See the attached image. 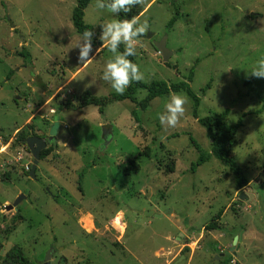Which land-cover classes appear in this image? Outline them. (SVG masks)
<instances>
[{"label":"rangeland","instance_id":"rangeland-1","mask_svg":"<svg viewBox=\"0 0 264 264\" xmlns=\"http://www.w3.org/2000/svg\"><path fill=\"white\" fill-rule=\"evenodd\" d=\"M77 2L0 0V135L10 143L0 155V253L17 246L33 264L51 250L50 264H264V79L247 74L264 58V0H142L136 17L149 26L134 45L141 82L184 81L196 94L211 83L199 118L229 110L230 124L243 120L232 148L248 180L242 189L214 158L191 172L199 153L189 136L207 152L211 144L185 92L177 93L184 115L171 128L157 118L170 94L146 110L130 100L108 102L103 113L75 108L86 92L115 93L101 79L113 54L98 37L119 19L96 0L88 5L83 19L98 45L79 62ZM165 37L167 63L155 47ZM146 95L139 89L135 98ZM55 116L56 144L33 180L21 134L31 128L48 140ZM21 194L18 211H7Z\"/></svg>","mask_w":264,"mask_h":264},{"label":"trees","instance_id":"trees-1","mask_svg":"<svg viewBox=\"0 0 264 264\" xmlns=\"http://www.w3.org/2000/svg\"><path fill=\"white\" fill-rule=\"evenodd\" d=\"M94 0H78L77 5L73 9L72 12V23L74 26L75 31L78 34H82L85 30L92 31L94 33V28L92 25L87 24L84 18V11L88 7V5ZM142 0H139V3L134 4L130 7L129 11L121 12L118 14L119 19H130L132 17H138L142 11L143 5ZM177 21V17H173L169 23L168 27L171 28L174 26L175 22ZM94 46L98 45V41L93 37ZM120 51H123V46H121ZM23 56L27 54H23ZM128 59L137 64L135 60V56H130ZM192 73L189 76V81H192ZM211 83H208L204 88L201 89L200 94H196L190 87L187 82L181 81L179 83L169 85L165 81H151L149 83L143 82H134L131 83L124 94L118 95L116 93L111 94L109 97L99 98L93 96L89 92L84 93L80 99L79 104L75 106V108H82L88 105H96L99 108L100 112H104V108L106 104L111 101H124L130 100L137 104V106L141 110H146L150 103L158 98L169 95L171 93H179L185 92L187 96L193 103V116L195 119L198 120L199 124L206 130L207 138L211 144V150L209 152L205 151L202 146L192 137L189 136V140L191 144L195 147V149L199 153V157L197 161L192 163L191 165V172L195 173L196 170L202 166L204 163L209 162L211 159H216L221 162L224 166H226L233 174L236 185L238 189H242L248 184V180L245 177L242 169L237 164L235 159L232 156V148L236 140V136L238 131L243 126V120L240 118L236 124H230L228 122L229 117V110H224L222 112H213L209 115L199 118L198 116V109L201 105V96L204 95L208 89H210ZM139 89H144L147 91L146 97L141 101L138 102L135 98V93ZM134 111L132 113L133 117L135 118L136 122H139V118ZM32 129L29 128L27 131H24L21 134V143L26 144V140L32 136L31 134ZM53 146L50 148H46L41 152V160L47 158L53 151ZM145 156H150L149 151L145 152ZM129 171V169L127 170ZM84 172L80 175V180L78 182V188L82 191V178ZM3 178L9 180L10 175L4 174ZM22 218L19 217L15 219L14 222L21 220ZM209 229H216L215 225H211L208 227ZM0 261L2 264H33L29 258L23 253V251L17 247H12L6 254L0 255Z\"/></svg>","mask_w":264,"mask_h":264},{"label":"clouds","instance_id":"clouds-1","mask_svg":"<svg viewBox=\"0 0 264 264\" xmlns=\"http://www.w3.org/2000/svg\"><path fill=\"white\" fill-rule=\"evenodd\" d=\"M139 3V0H96V8L107 10L114 16L129 11L130 7ZM147 22H140L138 18L112 19L100 26L98 39L104 41L108 51L113 54L104 66L101 79L109 82L111 89L118 95L124 94L131 83L140 82L144 74L137 64L131 62L128 57L136 55V44L139 37L148 29ZM94 33L85 30L81 34L78 49V61H91L96 54L93 42ZM123 46V51H120ZM252 78L264 79V58H260L247 72ZM186 98L180 94L171 93L164 104V111L158 114V120L162 126L175 127L179 119L183 117Z\"/></svg>","mask_w":264,"mask_h":264},{"label":"water","instance_id":"water-1","mask_svg":"<svg viewBox=\"0 0 264 264\" xmlns=\"http://www.w3.org/2000/svg\"><path fill=\"white\" fill-rule=\"evenodd\" d=\"M149 37V36H148ZM155 47L157 48L158 52L161 54L163 57V62L167 63L170 59V57L173 55V52H171L167 48V37H165L163 40L156 42ZM60 128V121L58 116L54 117V124L50 130V138L48 140H44L39 137L31 136L26 140V145L34 159V163L31 167L30 171V177L31 179L35 180L36 179V170L37 166L39 164V161L41 160V152L45 150L49 145H55L56 144V136L58 134V130ZM104 139L105 141H108L111 138V127L110 126H105L104 127ZM24 195H20L17 200L13 203V205H10L8 207H5L7 211L15 210L18 211V204L22 199H24ZM146 215L151 216L154 215L153 212H147ZM156 217H162V215H154ZM238 240H240V237H236L234 239L233 245H236ZM52 252L53 250L49 251L45 257V260L43 264H50V260L52 257Z\"/></svg>","mask_w":264,"mask_h":264},{"label":"built area","instance_id":"built-area-1","mask_svg":"<svg viewBox=\"0 0 264 264\" xmlns=\"http://www.w3.org/2000/svg\"><path fill=\"white\" fill-rule=\"evenodd\" d=\"M9 146H10V143H8L5 140V138L2 135H0V155L2 153H4L9 148ZM19 160H21V158H19ZM1 172H2V169L0 168V179L2 178V173ZM0 255H1V253H0ZM0 264H2L1 261H0Z\"/></svg>","mask_w":264,"mask_h":264},{"label":"crops","instance_id":"crops-1","mask_svg":"<svg viewBox=\"0 0 264 264\" xmlns=\"http://www.w3.org/2000/svg\"><path fill=\"white\" fill-rule=\"evenodd\" d=\"M38 166H39V164H38ZM38 166H37V169H38Z\"/></svg>","mask_w":264,"mask_h":264},{"label":"bare ground","instance_id":"bare-ground-1","mask_svg":"<svg viewBox=\"0 0 264 264\" xmlns=\"http://www.w3.org/2000/svg\"><path fill=\"white\" fill-rule=\"evenodd\" d=\"M122 225V223H120Z\"/></svg>","mask_w":264,"mask_h":264}]
</instances>
